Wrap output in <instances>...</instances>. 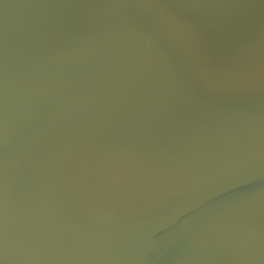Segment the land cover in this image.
<instances>
[{
  "label": "water",
  "instance_id": "1",
  "mask_svg": "<svg viewBox=\"0 0 264 264\" xmlns=\"http://www.w3.org/2000/svg\"><path fill=\"white\" fill-rule=\"evenodd\" d=\"M3 264H264V0H0Z\"/></svg>",
  "mask_w": 264,
  "mask_h": 264
},
{
  "label": "snow or ice",
  "instance_id": "2",
  "mask_svg": "<svg viewBox=\"0 0 264 264\" xmlns=\"http://www.w3.org/2000/svg\"><path fill=\"white\" fill-rule=\"evenodd\" d=\"M0 264H3V261L2 260H0Z\"/></svg>",
  "mask_w": 264,
  "mask_h": 264
}]
</instances>
